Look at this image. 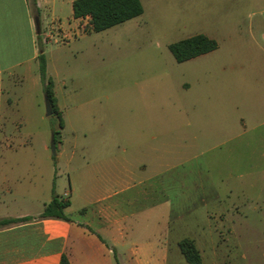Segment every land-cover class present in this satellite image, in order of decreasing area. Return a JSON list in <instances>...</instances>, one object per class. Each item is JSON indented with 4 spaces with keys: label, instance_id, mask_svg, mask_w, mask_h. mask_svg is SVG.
Segmentation results:
<instances>
[{
    "label": "rangeland",
    "instance_id": "1",
    "mask_svg": "<svg viewBox=\"0 0 264 264\" xmlns=\"http://www.w3.org/2000/svg\"><path fill=\"white\" fill-rule=\"evenodd\" d=\"M140 2L143 13L139 17L91 33L87 40L75 44L73 61L62 69L69 75L57 80L47 76L53 84L52 93L56 87L62 127L55 115L47 116L44 123L31 126L40 134L34 139L48 145L52 137L54 141L62 139L68 146L66 155L51 160L59 169L71 171V142L85 145L93 132L106 126L108 138H119L124 131L135 143L142 138L139 128L152 126V130L143 131V139L153 135L159 142V173L152 182L159 201V226L153 232L157 230L160 239L168 242V264H187L177 246L183 239L194 241L201 264H264V175H250L246 167L252 150L248 142L264 141V126H256L263 119L264 101L258 92L262 81L251 80L264 74V33L255 26L259 17L253 15L263 4L250 0ZM50 26L43 24L38 38L45 53L56 50L54 41L44 40ZM198 34L214 40L216 50L177 63L169 45ZM198 74L205 76L207 87V128L212 129L207 132L208 139L227 143L187 146L197 127L186 126V101L197 97L186 93L184 85L194 82ZM231 82L238 89V105L232 113L238 112L244 121L226 126L228 120L223 117L222 126H214L213 112L219 106L225 113ZM39 103L40 114L45 115L44 94ZM254 110L260 115L252 122ZM164 141L170 142L169 147L162 145ZM235 142L238 146L232 155ZM83 149L77 147L76 158L82 157ZM235 165L238 172L232 170ZM212 172L220 176L214 178ZM202 179L217 184L216 195H203ZM209 230L214 236L211 244L202 240Z\"/></svg>",
    "mask_w": 264,
    "mask_h": 264
},
{
    "label": "crops",
    "instance_id": "2",
    "mask_svg": "<svg viewBox=\"0 0 264 264\" xmlns=\"http://www.w3.org/2000/svg\"><path fill=\"white\" fill-rule=\"evenodd\" d=\"M74 1L35 0L34 4L32 0H0V220L31 218L0 229V264H60L63 256L69 264H168V242L160 239L157 230L153 232L159 226V201L152 183L159 173V142L153 135L143 139V131L152 130V126L139 128L142 138L135 143L126 138L124 131L119 138H108L110 130L106 126L93 132L85 145L71 142V171L59 169L51 160L66 155L68 146L62 139L54 141V156L49 154L46 141L34 139L40 134L31 126L47 118L40 114L39 97L46 96V83L40 79L38 57H45L50 79L67 76L69 71L62 69L70 59L73 61L75 44L95 33L89 26L85 34L78 35V26L88 22L89 17L74 18ZM250 1L263 4V9L258 6L253 15L259 17L255 26L264 33V0ZM46 23L51 24L54 34L65 37L56 43L53 53H45L38 39ZM262 37L264 43V34ZM251 80L262 81L258 92L264 101V74ZM184 87L186 93L197 97L193 102L186 101V126L197 127V134L187 146L204 148L227 143L208 139L207 132L212 129L207 128L205 76L198 74ZM55 89V108L60 112ZM226 93L225 113L216 106L214 126H222L223 117L228 120L226 126L244 121L238 112L232 113L238 105V89H234L233 82ZM251 114L252 122L260 115L255 110ZM261 115L263 119L256 126H264V107ZM169 143L164 141L162 145L169 147ZM237 146V142L231 145L232 155ZM247 146L252 149L246 161L249 174L260 172L263 176L264 141L254 140ZM77 147H85L82 157L76 158ZM168 161L169 156L165 159ZM232 170L238 172V165ZM211 174L214 178L220 176L218 172ZM212 181L200 182L203 195L217 194V184ZM54 196L69 203L64 209L68 221L39 217ZM206 217L211 220L209 215ZM213 237L209 230L202 240L211 244Z\"/></svg>",
    "mask_w": 264,
    "mask_h": 264
},
{
    "label": "trees",
    "instance_id": "3",
    "mask_svg": "<svg viewBox=\"0 0 264 264\" xmlns=\"http://www.w3.org/2000/svg\"><path fill=\"white\" fill-rule=\"evenodd\" d=\"M35 4V0H32ZM74 18L89 17L90 25L95 33L106 31L114 26L139 17L143 13L140 0H75L73 2ZM217 43L205 35L198 34L170 44L168 49L177 63H184L201 55L215 51ZM39 74L43 83H46V95L50 99L52 114L58 118L59 127H62L61 114L55 108L52 82L46 75V61L43 55L38 57ZM55 135V134H54ZM69 206L68 202L59 200L54 196L46 205L40 218H55L68 221L64 209ZM31 218L3 219L0 220V229L19 222L28 221ZM180 254L187 264H201V256L194 241L183 239L177 243ZM60 264H69L68 259L63 256Z\"/></svg>",
    "mask_w": 264,
    "mask_h": 264
},
{
    "label": "built area",
    "instance_id": "4",
    "mask_svg": "<svg viewBox=\"0 0 264 264\" xmlns=\"http://www.w3.org/2000/svg\"><path fill=\"white\" fill-rule=\"evenodd\" d=\"M84 18H86V17H84ZM81 19H83V18H81ZM88 20H90V18ZM80 22H82V21H80ZM88 22H86V23H83V22L80 23V25L78 26V32H79L78 35L85 34L86 33V29L89 28L88 26L91 27L90 22L89 23ZM52 32H53V29L50 28V30L47 31L46 35L44 36V40H45L46 43H50L52 41H54L55 43H60V42H63L64 41V39H65L64 36H63V38H60V35L59 34H54L55 35L54 36L52 34ZM76 35H75V37H76ZM53 38H56V39L54 40Z\"/></svg>",
    "mask_w": 264,
    "mask_h": 264
},
{
    "label": "water",
    "instance_id": "5",
    "mask_svg": "<svg viewBox=\"0 0 264 264\" xmlns=\"http://www.w3.org/2000/svg\"><path fill=\"white\" fill-rule=\"evenodd\" d=\"M36 31H37V34H39V21L38 20L36 21ZM45 108H46V116H51L52 107L50 104V99L47 95L45 96ZM50 150H51V155L54 156L55 155V142H54L53 137L50 143Z\"/></svg>",
    "mask_w": 264,
    "mask_h": 264
}]
</instances>
